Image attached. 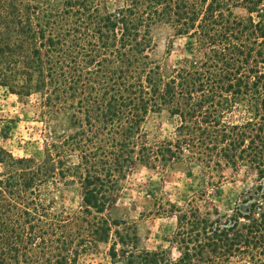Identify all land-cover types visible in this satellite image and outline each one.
Instances as JSON below:
<instances>
[{
	"label": "trees",
	"instance_id": "obj_1",
	"mask_svg": "<svg viewBox=\"0 0 264 264\" xmlns=\"http://www.w3.org/2000/svg\"><path fill=\"white\" fill-rule=\"evenodd\" d=\"M164 27L193 45L168 76L152 57ZM0 88L36 97L44 143L40 161L0 147V264H77L109 243L112 263L264 264V0H0ZM162 111L177 126L151 142ZM177 166L200 170L198 196L162 208L167 249L140 248L105 212L137 167ZM225 168L255 177L229 214L209 200Z\"/></svg>",
	"mask_w": 264,
	"mask_h": 264
},
{
	"label": "rangeland",
	"instance_id": "obj_2",
	"mask_svg": "<svg viewBox=\"0 0 264 264\" xmlns=\"http://www.w3.org/2000/svg\"><path fill=\"white\" fill-rule=\"evenodd\" d=\"M238 13L242 14L241 11ZM154 61L161 67L163 75H170L184 59L193 57L191 39L175 37L167 28H160L154 34ZM177 126V121L166 111L150 114L145 124L149 141L169 139ZM43 125L40 123L36 97L23 100L0 88V147L9 151L13 157H31L40 161L43 157ZM75 161V158H72ZM223 179L209 196V200L220 213L229 214L240 193L254 185V174L241 169L233 172L225 168ZM203 178L196 167L186 170L177 166L174 171L162 175L158 171L137 167L123 182L122 190L110 204L105 216L110 220L124 221L135 226L139 246L148 251L167 249L175 230L173 216L160 214L167 202L184 206L190 199L198 196ZM79 185L64 193L63 204L70 210L78 209L81 203ZM197 204L203 210L200 201ZM109 244H99L95 249L82 254L77 264H124L115 263L108 257ZM175 256L176 252L171 250Z\"/></svg>",
	"mask_w": 264,
	"mask_h": 264
}]
</instances>
